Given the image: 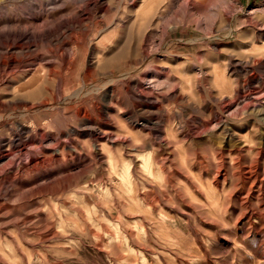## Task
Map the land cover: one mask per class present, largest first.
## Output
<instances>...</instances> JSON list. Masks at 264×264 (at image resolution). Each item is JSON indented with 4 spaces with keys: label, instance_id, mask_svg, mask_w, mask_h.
Here are the masks:
<instances>
[{
    "label": "rangeland",
    "instance_id": "1",
    "mask_svg": "<svg viewBox=\"0 0 264 264\" xmlns=\"http://www.w3.org/2000/svg\"><path fill=\"white\" fill-rule=\"evenodd\" d=\"M0 264H264V0H0Z\"/></svg>",
    "mask_w": 264,
    "mask_h": 264
},
{
    "label": "bare ground",
    "instance_id": "2",
    "mask_svg": "<svg viewBox=\"0 0 264 264\" xmlns=\"http://www.w3.org/2000/svg\"><path fill=\"white\" fill-rule=\"evenodd\" d=\"M144 4H145V2H143L142 6H143ZM142 6H141V8H140V11H141V9L143 8ZM144 6H145V5H144ZM148 6H149V5H148ZM150 6H151V5H150ZM143 9H144V8H143ZM143 9H142V10H143ZM144 10H146V9H144ZM138 13H140V12H138ZM22 39H23V41H24L25 39H27V37H23ZM23 41H22V42H23ZM20 67H21V66H20ZM42 68L45 69L44 67H42ZM18 70H19V69H18ZM42 72H43V71H42Z\"/></svg>",
    "mask_w": 264,
    "mask_h": 264
}]
</instances>
